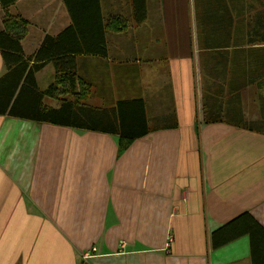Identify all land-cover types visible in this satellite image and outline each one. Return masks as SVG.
<instances>
[{"label":"crops","instance_id":"1","mask_svg":"<svg viewBox=\"0 0 264 264\" xmlns=\"http://www.w3.org/2000/svg\"><path fill=\"white\" fill-rule=\"evenodd\" d=\"M99 2L0 0V33L6 12L26 22L41 90L68 62L89 105L141 100L178 127L120 153L116 135L0 115V264H260L230 222L264 228V0H144L141 23L132 0Z\"/></svg>","mask_w":264,"mask_h":264},{"label":"trees","instance_id":"2","mask_svg":"<svg viewBox=\"0 0 264 264\" xmlns=\"http://www.w3.org/2000/svg\"><path fill=\"white\" fill-rule=\"evenodd\" d=\"M99 6V0H93ZM133 18L137 23L146 20V7L144 0H132ZM196 18V14H195ZM118 22L120 30L127 29L132 21L126 14H110L108 26L115 31ZM5 30L0 33V49L2 50L6 72L0 77V115L30 120L38 123H49L69 128L103 132L118 136L120 153L127 150L134 141L143 138L153 131L175 129L178 122L174 120H147L145 108L141 100L120 102V106L100 108L89 105L86 101L90 87L78 78L68 62L55 63V81L46 89L41 90L37 83L36 74L44 66L21 59V40L26 36L27 24L19 17L6 12ZM11 24L18 26L19 31L14 32ZM104 29V27H102ZM12 33L10 42L12 54L5 50L3 36ZM7 38V37H4ZM12 40V41H11ZM13 42V43H12ZM105 51V49L103 48ZM104 53V52H102ZM13 56V57H10ZM38 55H35L36 58ZM30 60V59H29ZM36 62V61H35ZM53 103H56L53 105ZM212 118L205 117L204 123H211ZM237 126L258 130L254 122L242 120ZM252 218L251 214L244 213L230 225H237V230L250 235L252 257L260 264H264V228L255 220L243 221ZM229 225V226H230Z\"/></svg>","mask_w":264,"mask_h":264},{"label":"bare ground","instance_id":"3","mask_svg":"<svg viewBox=\"0 0 264 264\" xmlns=\"http://www.w3.org/2000/svg\"><path fill=\"white\" fill-rule=\"evenodd\" d=\"M168 238H169V240H170V241H172V239H173V236H172V235H169V237H168Z\"/></svg>","mask_w":264,"mask_h":264},{"label":"rangeland","instance_id":"4","mask_svg":"<svg viewBox=\"0 0 264 264\" xmlns=\"http://www.w3.org/2000/svg\"><path fill=\"white\" fill-rule=\"evenodd\" d=\"M192 33H195V27H194V30H192ZM43 85V84H42ZM46 87V86H45ZM88 103V102H87Z\"/></svg>","mask_w":264,"mask_h":264}]
</instances>
